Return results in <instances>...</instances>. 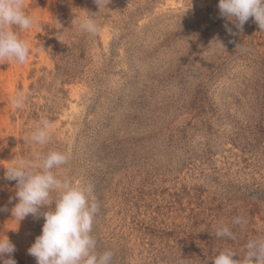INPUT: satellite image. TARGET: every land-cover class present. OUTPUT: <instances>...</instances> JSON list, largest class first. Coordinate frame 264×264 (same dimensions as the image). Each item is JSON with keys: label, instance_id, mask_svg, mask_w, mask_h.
<instances>
[{"label": "rangeland", "instance_id": "1", "mask_svg": "<svg viewBox=\"0 0 264 264\" xmlns=\"http://www.w3.org/2000/svg\"><path fill=\"white\" fill-rule=\"evenodd\" d=\"M218 3L23 0L35 23L12 30L28 58L0 61V237L17 264H37L27 250L44 220L12 218L5 172L50 150L70 154L59 178L91 187V234L112 264H211L224 249L242 261L264 239V32L251 17L237 29ZM88 12L96 35L79 28Z\"/></svg>", "mask_w": 264, "mask_h": 264}, {"label": "clouds", "instance_id": "2", "mask_svg": "<svg viewBox=\"0 0 264 264\" xmlns=\"http://www.w3.org/2000/svg\"><path fill=\"white\" fill-rule=\"evenodd\" d=\"M94 2L100 8L103 0ZM218 8L220 16L230 20L237 29H242L251 17L264 32V0H219ZM34 23V17L25 12L23 0H0V61L18 64L26 61L30 48L12 28L30 29ZM78 24L81 31L90 35L100 31L94 13L79 17ZM225 27L229 33L232 32L227 25ZM25 100L26 95L18 92L12 104L19 109ZM49 128V121L41 120L29 139L40 145L48 143ZM69 159V153L50 150L46 154L36 153L32 160L21 161L6 169L5 178L15 181L17 189V202L11 208V216L18 222L29 215L43 217L42 232L27 250L37 264H112L113 252H98L96 239L91 234L94 217L99 211L91 187L61 179L53 171L67 164ZM53 192L58 193L55 198L51 195ZM53 201L54 208L43 210ZM233 223L240 225L243 220L236 217ZM215 236L235 239L233 231L224 224L216 226ZM15 250L7 236L0 237V264H17L12 256ZM236 255L235 251L224 249L211 264H264V239L249 240L242 261L234 259Z\"/></svg>", "mask_w": 264, "mask_h": 264}]
</instances>
